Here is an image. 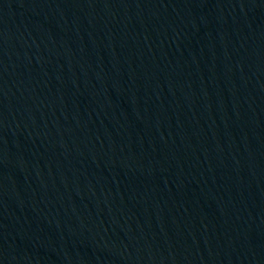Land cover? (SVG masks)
I'll list each match as a JSON object with an SVG mask.
<instances>
[{
	"label": "water",
	"instance_id": "1",
	"mask_svg": "<svg viewBox=\"0 0 264 264\" xmlns=\"http://www.w3.org/2000/svg\"><path fill=\"white\" fill-rule=\"evenodd\" d=\"M264 234V0H0V264H251Z\"/></svg>",
	"mask_w": 264,
	"mask_h": 264
}]
</instances>
